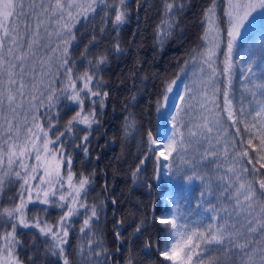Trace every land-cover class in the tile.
Instances as JSON below:
<instances>
[{
	"label": "snow or ice",
	"instance_id": "6c2138e0",
	"mask_svg": "<svg viewBox=\"0 0 264 264\" xmlns=\"http://www.w3.org/2000/svg\"><path fill=\"white\" fill-rule=\"evenodd\" d=\"M110 7L115 10L114 19L106 10ZM129 7L130 0H115L113 5L105 0H0V193L6 185L20 183L14 207L0 209V264H24L19 258L24 248L20 236L32 228L38 229V235H33L28 244L33 254L27 257V264H37L38 260L48 264L49 256L62 264H100L101 258L107 264L110 257L99 228L104 203L87 202L95 173L74 179L73 158L66 153L64 140L71 134L80 140L75 147H83L88 155L90 130H94L93 125L99 126L97 105L102 110L110 94L101 91L106 84L99 77L108 55L89 60V70L77 75L70 49L78 47L76 33L80 26L95 29L93 21L99 12L104 13L102 23L114 25L115 31L130 19ZM221 7L217 0H209L203 9L205 46L190 53L191 63L199 66V75L185 84L183 92L173 79L165 86L162 100L156 102L157 112L170 117L167 122L171 134L161 142L147 131L148 151L132 173L135 180L141 166L153 159V152L157 177L164 170L171 173L175 169L186 181H204L202 170L213 164L215 168L209 171L219 173L213 192L222 203L209 202L205 211L216 213L209 217V223H181L187 218L179 214L178 206L153 217L169 229L157 251L171 264H264V54L258 63L255 51L250 50L244 59L238 60L235 55L238 37L257 26L264 29V0H226L222 12ZM184 10V0H164L163 18L154 33L158 43L162 45L172 36ZM103 31L106 29L101 28ZM97 46L93 35L81 56ZM260 47L264 52V43ZM106 51L123 53L119 42ZM234 79L240 81L239 90ZM77 81L82 82L81 87H77ZM65 100L78 104L79 110L57 134L59 106ZM86 100L91 107L88 112L84 110ZM130 116L125 117V135L135 127ZM78 131H84L83 137L76 135ZM201 148L203 154L198 151ZM33 156L35 164L30 163ZM177 158L191 167L181 170L175 163ZM65 159L66 180L61 171ZM111 204L116 206L118 202L113 199ZM170 204L177 202L172 200ZM29 205L55 207L63 215L50 225L46 218L29 217ZM39 210L47 212L49 208ZM80 215L85 216L80 232L95 239H88L87 256L80 258L82 249L72 250L70 260L67 249L70 233L75 231L72 221ZM121 223L116 225L118 241L122 238ZM143 230L142 221L134 234ZM214 246L228 259L221 261L219 255H212ZM127 264H135L131 251Z\"/></svg>",
	"mask_w": 264,
	"mask_h": 264
},
{
	"label": "trees",
	"instance_id": "16d2710c",
	"mask_svg": "<svg viewBox=\"0 0 264 264\" xmlns=\"http://www.w3.org/2000/svg\"><path fill=\"white\" fill-rule=\"evenodd\" d=\"M105 2L113 5L115 0H105ZM217 2L222 6L219 9L222 12L225 0H217ZM184 3L185 10L177 18L178 27L162 45L156 41L154 33L163 18L164 0H139V5L137 0H130V19L125 25L114 31V25L102 23L101 18L104 13L101 11L93 21L96 25L94 30L91 27L87 29L83 26L79 27L76 33L78 47L70 49V58L76 62L73 65L74 71L88 66L89 60L98 59L104 54L108 55V62L99 73V77L106 84L101 91H109L110 94L104 99L102 110L97 105V111L100 113L97 117L99 126L93 125L94 130H90V139L87 144L88 155L85 156L83 147L78 149L75 147L80 140L74 139L71 134L64 140L66 153L73 158L71 170L74 179L78 181L81 175L95 173L87 202L89 204L101 201L104 203L99 228L102 232L103 247L108 249L110 257L107 264H127L130 251L133 253L135 264H171L170 261L160 257L157 251L158 244L163 242L165 233L169 229L159 224L153 217L163 216L170 208L178 206L179 214L187 218V220H181V223L206 225L210 222L209 217L216 215V213L205 211L209 202L214 205L222 203L218 199V193L213 192L215 176L219 175L209 171L215 168L214 164L202 170V174H206L204 181L200 179L186 181L175 169L171 173L164 170L157 177L155 152H153V159L147 160L141 166L142 170L138 177L134 180L132 176L137 165H140V161L145 159L144 153L148 151L147 131L151 130L154 138L161 142L166 141L167 136L171 134V125L166 120L159 126V112L156 110V102L162 100L165 86L175 79L184 83L183 92L185 84H190L195 79L190 53L193 49L204 47L202 37L205 26L202 24V15L209 0H184ZM101 7L103 6L98 5V8ZM106 10L109 12V17L114 19V8L110 7ZM101 28L106 31L101 32ZM93 35L96 37L98 46L90 47L88 55L82 57L81 53L85 51V46L89 45ZM117 42L123 49L122 54L106 51L114 48ZM262 43H264V29L257 26L246 32L237 41L236 59L246 58L251 50L256 52L258 63L259 56L264 54L260 47ZM185 61L189 63L186 65ZM255 70L259 74V70ZM234 84L239 90L240 81L234 79ZM56 87L59 88L60 84L57 83ZM126 107L127 111H125ZM78 110V104H70L66 100L59 106L57 134L65 130L68 120ZM84 110L91 111L87 100ZM129 114H131L130 119L135 121V127L125 135V117ZM225 127L228 125L226 124ZM165 129H168L167 134ZM229 131L234 132V129ZM84 134V131L76 133L79 137H83ZM49 135L52 136V133L50 132ZM142 137L143 146H141ZM68 140L72 143L69 144ZM198 151L203 154L204 149L201 148ZM191 156L192 152L189 153V157ZM196 159L199 161V156H196ZM30 163H36L33 157L30 158ZM175 163L181 170L191 167V165H184L179 158ZM67 170L65 159L61 166L64 177L67 175ZM149 185H151L150 188ZM19 188L20 183L6 185L3 193H0V209L14 207L13 201H18ZM113 199L118 202L116 206L111 204ZM172 200H175L177 204H170ZM29 208V217L46 218L50 225H55L59 217L63 215V211L55 207L29 205ZM40 208H49V210L43 212L39 210ZM219 215L223 216L222 212ZM84 218V215H80L72 221L75 231L70 233V246L67 249L70 260L73 259L72 250L82 249L80 258L87 256L90 247L88 239H95L89 233L80 232ZM118 221L122 222L119 229L122 232V238L119 241L115 237ZM142 221L145 230L134 234L137 225H140ZM33 235H38V229L24 230L20 236L24 242V248L20 250L19 258L24 261V264H27V257L33 254L28 248ZM225 247L228 246L225 245ZM118 248L119 252L116 251ZM40 251L43 252V245H40ZM211 254L219 255L221 261L228 259L227 255L219 252L218 247L215 246ZM37 264H43V262L38 260ZM48 264H62V261L49 256ZM100 264H105L103 258Z\"/></svg>",
	"mask_w": 264,
	"mask_h": 264
},
{
	"label": "rangeland",
	"instance_id": "374dc122",
	"mask_svg": "<svg viewBox=\"0 0 264 264\" xmlns=\"http://www.w3.org/2000/svg\"><path fill=\"white\" fill-rule=\"evenodd\" d=\"M225 7H226V0H225ZM246 32H244L243 34H242V36L245 34ZM241 36V37H242ZM241 37H238V39H237V41L241 38ZM204 46H205V42H204ZM220 59L222 60L223 59V56L221 55V57H220ZM88 66H83V68L82 69H80L79 71H75V73L77 74V75H80V74H83L85 71H88L89 70V68H87ZM77 69H78V67H77ZM193 72H194V78L197 76V75H199V66L198 65H194V69H193ZM61 80H63V77H61L60 78ZM177 81V84L179 85V91L180 92H182V89H183V86H184V83L183 82H179L178 80H176ZM82 86V82L81 81H77V87H81ZM178 101H179V99H178V97H177V103H178ZM172 111H175V109L173 108V109H171ZM163 111V110H162ZM168 119H170V117H167V116H164V117H162V115H161V112H159V122H158V124H159V126H160V123L161 122H163V121H168ZM156 147V146H155ZM160 150H163V148H161ZM33 159H34V162H36L35 161V157L33 156ZM49 159H51V158H49ZM66 178H67V175L65 176V180H66ZM222 214L224 215V213L222 212Z\"/></svg>",
	"mask_w": 264,
	"mask_h": 264
}]
</instances>
